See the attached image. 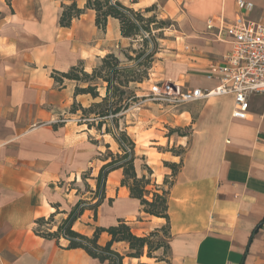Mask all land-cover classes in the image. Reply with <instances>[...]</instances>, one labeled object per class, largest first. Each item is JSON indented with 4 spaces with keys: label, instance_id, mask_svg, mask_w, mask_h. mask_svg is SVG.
<instances>
[{
    "label": "crops",
    "instance_id": "0c3cea01",
    "mask_svg": "<svg viewBox=\"0 0 264 264\" xmlns=\"http://www.w3.org/2000/svg\"><path fill=\"white\" fill-rule=\"evenodd\" d=\"M118 1L144 18L155 16L157 21L178 24L179 36L167 47L181 49L170 52L157 81L166 79L189 89L217 86V80L207 78L209 67L231 50L229 39L217 41L206 31L209 18L223 15L233 20L239 14L264 24V0H244L253 4L252 12L239 9L236 0ZM72 2L0 0V264H108L82 248L67 249V240L35 232L37 220L51 216L53 227L44 229L55 232L79 201L91 200L84 197L94 196L95 187L88 184L94 176L87 178L84 173L96 161L101 168L110 160L106 154L103 157L104 150L121 153L104 132L72 122L53 124L62 115L75 117L107 95V83L101 79L92 83L98 94L93 97L75 92L88 83L61 75L73 67L91 75L109 55L120 68L133 66L129 58L142 47L139 37L122 36L115 18H108L103 29L96 26L95 11L85 9L86 0H75L77 8L85 10L68 27L60 26L63 8ZM223 97L208 99L201 107L189 106L181 114L164 110L153 116L171 127H192L189 137H163L165 144L152 140L156 147L149 150L160 146L156 152L160 158L135 152L137 177L145 175L158 186L164 179L172 181L169 237L160 234L168 248L166 253L154 252L158 258L145 254L133 258L127 256L126 242H114L111 249L123 257L121 264H264V232L258 227L264 220V94L249 99L245 120L232 117V96L226 111L218 107ZM194 111L196 116L189 122L185 114ZM124 125L131 138L130 130L136 126L128 121ZM173 147L184 151L173 154ZM163 163L175 165L177 172L172 175V168ZM122 178L121 169L107 175L102 203L96 211L85 209L72 230L90 238L97 227L107 228L121 219L134 235L143 237L166 225L164 218L142 212L139 201L121 185ZM109 241L110 236L101 233L97 243L104 246Z\"/></svg>",
    "mask_w": 264,
    "mask_h": 264
},
{
    "label": "trees",
    "instance_id": "16d2710c",
    "mask_svg": "<svg viewBox=\"0 0 264 264\" xmlns=\"http://www.w3.org/2000/svg\"><path fill=\"white\" fill-rule=\"evenodd\" d=\"M85 9H92L95 11V23L99 28H105L108 18H115L120 23V30L123 37H132L137 39L141 37V33L145 32L150 34L154 29H161L166 22H157L155 16L149 18H144L139 12H135L132 9L126 8L118 0H86ZM77 8L75 0L63 8L62 14L59 19V24L62 27H68L74 18H78L83 11ZM142 47L137 50L134 58H129L134 61V65L130 67H119V61L113 56L109 55L105 57L102 61V65L95 69L91 75L86 74L80 67H73L66 74H62L63 78L70 80L80 81L88 83L86 88L76 87L75 92L77 94H90L93 97H97V86L92 83L97 79H101L106 82L108 87L111 84L118 83L120 87L127 86L130 82H141V78L136 79L137 72L142 67H147L152 64L151 60L153 58V53H148L144 50L147 46V41L143 39ZM125 77L126 81L121 82L119 77ZM57 79L56 76H53ZM130 78V80H129ZM120 81V82H119ZM118 88H114L113 92H108L106 97L101 103L92 105L87 110H82L85 114L93 115L94 118H100L97 122V129H101L104 123L107 121V116L109 114L116 115L120 111L125 110L129 107V99L123 100V91H118ZM123 104V106H122ZM113 117L112 124L117 131L118 124L116 119ZM88 124V127H91ZM106 134L111 135L114 141L117 143L121 153L112 154L108 153L109 161L105 163L99 170V173L95 180L96 189L94 195L96 196L94 200L96 201L92 206H82L83 202L79 201L69 212L68 217L57 227L55 232H50L43 228L44 225H48L52 221V216L48 219L40 218L37 220V228L35 230L37 235L45 238H56L61 239L62 232L65 236L64 240L68 241L66 246L67 249L82 248L86 253L92 257L98 259L100 262L108 261V264H121L122 256L114 252L111 249V245L114 242H126L129 247L128 257L139 258L144 254L149 258H158L153 255L154 252L163 249L164 253L168 248V245L164 239L169 236V217H168V194L169 187L172 185V181L164 179L161 186L152 185L150 178L142 175L137 177L135 167H134V142L126 134L125 131L119 132L117 136L116 132H110L109 128L106 129ZM107 160V159H106ZM168 167L172 168V175L177 172L175 165L166 164ZM121 169L123 178L121 180V185L125 186L130 193V197L137 199L142 206V212L148 216H154L159 218H164L166 220V225L160 230H155L146 236L139 237L132 233L130 226L121 219L117 220L115 225L109 226L107 228L97 227L93 233L92 237H86L81 235L74 230H72L73 223L77 218L83 213L87 208L96 211V208L102 203L104 199V188L107 175L114 170ZM149 174H151L150 169H146ZM149 186H153V189H149ZM166 187V188H165ZM96 214L94 215V218ZM264 220L259 224L261 227ZM101 233H106L110 236V241L101 246L97 243L98 237ZM160 234L164 237H160ZM113 256H116L115 260ZM161 258V257H160Z\"/></svg>",
    "mask_w": 264,
    "mask_h": 264
},
{
    "label": "built area",
    "instance_id": "2783aa9c",
    "mask_svg": "<svg viewBox=\"0 0 264 264\" xmlns=\"http://www.w3.org/2000/svg\"><path fill=\"white\" fill-rule=\"evenodd\" d=\"M239 9L252 12V3L236 0ZM206 31L215 40L225 42L229 39L231 50L222 57L219 64H212L207 73L208 79H215L218 85L212 89L185 88L171 81L152 84L144 100L137 99L132 108L139 109L144 102H153L159 106L177 108L197 101L231 95L233 97L232 117L245 120L249 109V99L264 94V24L251 21L237 14L233 20H226L223 15L209 18ZM116 115L109 114L111 120ZM100 118L78 116L67 119L63 116L53 120V124L72 122L79 125L97 123ZM264 232V224L261 226ZM61 239H65L63 235ZM115 260L116 256H113Z\"/></svg>",
    "mask_w": 264,
    "mask_h": 264
},
{
    "label": "rangeland",
    "instance_id": "374dc122",
    "mask_svg": "<svg viewBox=\"0 0 264 264\" xmlns=\"http://www.w3.org/2000/svg\"><path fill=\"white\" fill-rule=\"evenodd\" d=\"M163 20H158L157 22H160ZM164 22H166V25L163 26V28L161 29H154L150 34H147L145 32L141 33V37L139 36V44H143V39H145L147 41V46L144 47V50H147V54L148 53H153V57L156 53H159L161 55H158V57L149 59V61L151 60V62H155L156 65L152 66V64H150V66L147 67H142L139 69V72H137V76H135L136 79L141 78V82H136V83H140L142 84L139 87H135L134 84H130L128 83L127 86L125 87H120V85L118 83L116 84H111L109 87L107 86V90H106V94H108V92H113L114 88H118L117 91L114 90L115 93H118V91H123V100L124 103L126 102L125 100L129 99V107L126 108L123 111H120L119 113L116 114V117L114 119H116L117 124H118V128L117 131L114 128V124H112V120L107 119V121L104 123V125L101 127V129H97V123H92L91 127L94 128L95 131H100V132H106V129L109 128L110 132L114 133V131L116 132L117 136H119V132H121L124 128V122L128 121L129 122V126H132L133 124L130 122H136L135 125L136 128H133L130 130L131 132V140L134 142V154L135 152H138V154H140V152H149L148 156L149 157H157L160 158L161 156L157 155V151H161V147H157V150H149L150 147H156L153 144H150V142H152V140L155 139H159L162 141V144L166 142V140H162L163 137H168L170 135H172L174 138L177 137H189L190 134L192 133V127L191 125L186 126V125H182L180 127H171V125L168 123V121L163 120V119H157L154 118L153 116L156 115V113L160 114V111H168L169 113L172 114V112L174 114H181L186 108H188L189 106H193L195 104H198L200 107L205 104L207 102V100H202L196 103H189L186 105H183L181 107H177V108H170V107H166V106H159L156 103L153 102H144V104L139 108V109H135L132 108V103H134L135 100L140 99V100H144V98L146 96H148L149 94V90L150 87L152 86L153 83L158 82L157 78H158V73H162L164 71V66H162V63L166 60V58H168L169 55L172 56V54L170 52H175V50L177 49H181L180 47L177 46V48H172V46L167 47V45L169 44L170 41H175V37L179 36L178 31L180 30L178 24L175 21H171V20H165ZM138 39V40H139ZM166 51V52H165ZM173 58H176L175 56H173ZM180 59V58H177ZM100 67V66H99ZM98 67V68H99ZM130 67V66H129ZM154 67V70L152 71L151 69ZM154 74V75H152ZM121 82H125L126 78L121 76L119 77ZM130 80V78H129ZM119 81V82H120ZM164 82H166L167 80H163ZM97 82V80L95 81ZM99 82V81H98ZM160 82V81H159ZM135 83V82H132ZM224 99H222L221 102H219L218 107L222 110H227L230 107V95L224 96ZM123 106V104H122ZM199 109V107H198ZM159 111V112H157ZM86 116V117H94L93 115L90 114H85L82 111L76 115L75 117H67V119H72V118H76L78 116ZM122 115H124L123 117H127V120L123 121L122 120ZM64 118H66L64 115H62ZM144 116V117H143ZM191 116V117H190ZM196 116V112L194 111L193 114L191 113L190 115L185 114V118H187V120L189 122L193 121L194 118ZM149 118V119H147ZM154 118L155 120H153V122L151 121ZM155 121V123H154ZM79 125V124H77ZM88 126V125H86ZM106 134V133H105ZM110 140V139H108ZM185 140V145L183 147H186V144H188V139L184 138L182 139V141L184 142ZM135 147L137 150H135ZM182 147V149L177 148V149H173L171 150V152L173 154L176 153H182L184 151V148ZM106 155H108L107 151L105 152L104 150V154L103 157ZM102 158V157H100ZM144 160V159H143ZM99 163L96 161L94 166L91 169H88L84 174V177L90 178L91 176H94V178L97 177L98 173H99V168L98 167ZM163 166L167 167L166 163H163ZM160 174V172H156V175ZM159 178V175H158ZM95 181H88V184H91L92 186L95 187L96 189V185H95ZM62 185V184H61ZM151 190L153 189V187L150 188ZM86 190L83 187V193H86ZM96 196H92L91 194H86L84 198H91V200L89 201H82L83 202V207L86 206V203H90L91 202V206L92 204H94L96 201L94 200ZM52 223L50 222L47 226L44 225L43 228H49L51 229Z\"/></svg>",
    "mask_w": 264,
    "mask_h": 264
}]
</instances>
